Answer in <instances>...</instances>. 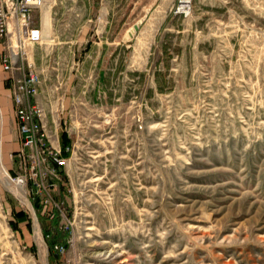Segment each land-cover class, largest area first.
I'll list each match as a JSON object with an SVG mask.
<instances>
[{"label": "rangeland", "instance_id": "374dc122", "mask_svg": "<svg viewBox=\"0 0 264 264\" xmlns=\"http://www.w3.org/2000/svg\"><path fill=\"white\" fill-rule=\"evenodd\" d=\"M33 25L69 164L49 203L13 180L0 65L26 198L0 173V264H264V0H48Z\"/></svg>", "mask_w": 264, "mask_h": 264}, {"label": "built area", "instance_id": "2783aa9c", "mask_svg": "<svg viewBox=\"0 0 264 264\" xmlns=\"http://www.w3.org/2000/svg\"><path fill=\"white\" fill-rule=\"evenodd\" d=\"M47 1L0 0V65L4 72L10 73L6 79L10 82L9 93L20 141L14 152L18 174L11 179L20 184L29 182L31 191L41 193L39 198L44 197L41 203L53 200L50 192L56 183L48 179H58L61 170L69 164L57 144L55 132L51 133L47 124L46 110L39 98L41 77L29 63L24 67L22 60L21 48L40 36L39 29L33 25L34 12ZM186 3L182 2L181 9L188 7ZM65 150L69 151L70 146Z\"/></svg>", "mask_w": 264, "mask_h": 264}, {"label": "bare ground", "instance_id": "6f19581e", "mask_svg": "<svg viewBox=\"0 0 264 264\" xmlns=\"http://www.w3.org/2000/svg\"><path fill=\"white\" fill-rule=\"evenodd\" d=\"M48 27V26H47ZM0 162H1V156H0ZM0 173L2 174V177H3V182H4V184L7 186V187H9L10 189H12L13 191L12 192H14L17 196H19L22 200H23V202H26V198H25V196H24V194H23V192L22 191H20V189L18 188V187H16L14 184H13V182L11 181V179L5 174V170L4 169H1L0 170ZM14 185V186H13ZM38 229V228H37ZM38 235V234H37ZM40 235V234H39ZM35 237V236H34ZM36 238V237H35ZM36 240L38 241V242H40L42 239L41 238H39V236L36 238ZM42 242V241H41ZM43 257V256H42Z\"/></svg>", "mask_w": 264, "mask_h": 264}, {"label": "trees", "instance_id": "16d2710c", "mask_svg": "<svg viewBox=\"0 0 264 264\" xmlns=\"http://www.w3.org/2000/svg\"><path fill=\"white\" fill-rule=\"evenodd\" d=\"M69 142H70V140L68 138H66L65 133H62L61 134V144L62 145H66ZM55 223L53 225H55ZM60 236L61 235L56 234V235H54V236L51 237V239L49 240V242L51 243V246H52L53 243H55V242H57L59 240Z\"/></svg>", "mask_w": 264, "mask_h": 264}, {"label": "crops", "instance_id": "0c3cea01", "mask_svg": "<svg viewBox=\"0 0 264 264\" xmlns=\"http://www.w3.org/2000/svg\"><path fill=\"white\" fill-rule=\"evenodd\" d=\"M84 11H86L85 8H84ZM88 11H89V12H88V16H89V15H90V9H88ZM82 13H83V11H82ZM83 14H84V13H83ZM102 15H103V14H102ZM1 87L4 88V84H3V83L0 84V88H1ZM7 90H9V89H7ZM3 91H4V89H3Z\"/></svg>", "mask_w": 264, "mask_h": 264}, {"label": "water", "instance_id": "95a60500", "mask_svg": "<svg viewBox=\"0 0 264 264\" xmlns=\"http://www.w3.org/2000/svg\"><path fill=\"white\" fill-rule=\"evenodd\" d=\"M134 29L137 30L138 29V26L137 25H134Z\"/></svg>", "mask_w": 264, "mask_h": 264}]
</instances>
